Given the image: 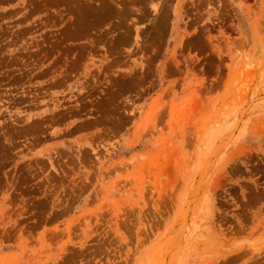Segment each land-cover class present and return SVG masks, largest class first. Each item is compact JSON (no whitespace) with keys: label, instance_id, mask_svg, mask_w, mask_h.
Segmentation results:
<instances>
[{"label":"rangeland","instance_id":"374dc122","mask_svg":"<svg viewBox=\"0 0 264 264\" xmlns=\"http://www.w3.org/2000/svg\"><path fill=\"white\" fill-rule=\"evenodd\" d=\"M0 264H264V0H0Z\"/></svg>","mask_w":264,"mask_h":264}]
</instances>
